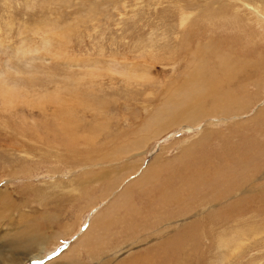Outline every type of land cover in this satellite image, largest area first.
<instances>
[{"label":"rangeland","instance_id":"rangeland-1","mask_svg":"<svg viewBox=\"0 0 264 264\" xmlns=\"http://www.w3.org/2000/svg\"><path fill=\"white\" fill-rule=\"evenodd\" d=\"M238 6L264 17V0H0V264H264V41L224 30ZM229 97L237 113H204Z\"/></svg>","mask_w":264,"mask_h":264},{"label":"bare ground","instance_id":"bare-ground-1","mask_svg":"<svg viewBox=\"0 0 264 264\" xmlns=\"http://www.w3.org/2000/svg\"><path fill=\"white\" fill-rule=\"evenodd\" d=\"M239 7V6H238ZM243 11L241 10V7H239V8H236L235 10H234V12L233 13H231V15H229V14H226L225 12H222V16H221V18L220 19H222V21L221 22H223V28H224V30H225V27H227L228 26V24H230L231 25V29H241V31L242 32H244V34H246V37L245 38H248L247 39V43H256L257 41H264V17H261V16H256L257 18H250V17H246V14L243 12ZM245 18H244V17ZM227 29V28H226ZM247 29H249V30H247ZM226 31H228V29L226 30ZM236 31V30H235ZM225 32V31H224ZM237 32V31H236ZM241 33V32H240ZM237 34V33H236ZM244 59V58H243ZM253 58L252 57H248L245 61L247 62V63H250L249 61H251ZM258 60H259V58H258ZM264 63V58L263 59H260V62L258 63V65L260 66V67H263L262 66V64ZM245 69H246V67H245ZM244 69V70H245ZM245 72L247 73V75L249 74L248 73V70H245L244 71V74H245ZM246 75V74H245ZM247 77H250V75L249 76H247ZM250 79V78H249ZM248 80V79H247ZM248 82V81H247ZM246 83V81H244V83H243V85ZM187 84V83H186ZM247 84V83H246ZM195 86V85H194ZM244 86H246V85H244ZM2 87V86H1ZM5 87V86H4ZM216 87V86H215ZM191 88V87H190ZM200 88V87H199ZM1 89H3V88H1ZM178 89V88H177ZM180 89V88H179ZM184 89V88H183ZM213 89V88H212ZM211 89V90H212ZM191 90H192V88H191ZM190 90V91H191ZM207 90V89H206ZM208 90H210L209 88H208ZM182 91V90H181ZM13 92H14V90H13V88H11V87H7L6 89H3L2 91H1V93H3V94H1V97H2V100H3V102H4V104H9L8 102V100H10L11 98L10 97H12V95H13ZM219 92V91H218ZM217 92V93H218ZM183 93H186V92H184V90H183ZM194 93V92H193ZM192 93V94H193ZM209 93V92H208ZM212 93H214V92H210V94H212ZM181 94V93H180ZM195 94V93H194ZM213 96H214V94H212ZM232 95V94H231ZM207 96V95H206ZM174 97V96H173ZM209 97H211V96H209ZM191 98V97H190ZM212 99L214 98V97H211ZM234 98V97H233ZM233 98H228L227 99V101L226 102H217V103H215L214 105H212L211 104V106L209 107V108H207V109H204L203 108V111H204V113L206 112L208 115L209 114H217V112L219 111V110H222V111H225L226 112V114L227 113H237L236 111H237V109L234 107V100L235 99H233ZM181 99V98H180ZM192 99H194V101H195V103H196V105H203L202 104V102L203 101H201L200 99H198V98H191L190 100H192ZM208 99V98H207ZM166 100H167V98H166ZM215 100V99H214ZM168 101V100H167ZM166 101V102H167ZM183 101V100H182ZM170 102V101H169ZM238 102V101H237ZM183 104V103H182ZM186 104V103H185ZM238 104H239V102H238ZM12 105V104H11ZM224 105H226L225 107H223ZM177 106V105H176ZM181 107V106H180ZM180 107L179 108H171V109H168V111L169 112H171V114L172 115H175V114H177L178 113V110L180 109ZM163 108V107H162ZM167 108V107H166ZM168 108H170V107H168ZM235 108V109H234ZM239 109V108H238ZM165 110V109H164ZM183 110H184V108H183ZM186 110V109H185ZM165 112V111H164ZM194 112V111H193ZM192 112V113H193ZM196 112V111H195ZM242 112V110H240L239 111V113H241ZM157 113H159V112H157ZM188 113V111L186 112V114ZM186 114H184L185 115V117L184 116H182V118H184V120H189V119H191V117H189L188 115H186ZM189 114H191V113H189ZM193 114H195V113H193ZM206 114V115H207ZM222 114V113H221ZM170 115V114H169ZM192 115V114H191ZM201 114H196V115H193V118L192 119H197L198 118V116H200ZM262 115H264V109H261L255 116H257V117H263ZM163 116V115H162ZM165 117V116H164ZM166 118V117H165ZM167 118H168V115H167ZM161 119H163V118H161ZM262 119V118H261ZM159 120V119H158ZM170 120H172V119H170ZM253 120V119H252ZM163 122V121H162ZM214 123V122H213ZM148 124V123H147ZM162 124V123H161ZM159 125V124H158ZM264 127V126H263ZM161 129V128H160ZM148 132V131H147ZM160 132V131H159ZM151 133H153V131L151 132ZM157 133V132H156ZM155 133V134H156ZM154 134V133H153ZM154 134V135H155ZM160 134H161V132H160ZM153 135V136H154ZM138 136H139V134H138ZM152 136V135H151ZM150 137V136H149ZM27 138V137H26ZM29 139V138H28ZM149 139V138H148ZM55 142V141H54ZM134 142V141H133ZM140 142V141H139ZM141 142H143V143H146V142H144V140H143V138H142V140H141ZM133 144V143H132ZM135 144V143H134ZM139 144V143H138ZM60 146V145H59ZM52 147V146H51ZM124 147V146H123ZM59 153V152H58ZM68 162V161H67ZM82 164V163H81ZM79 165V164H78ZM83 165V164H82ZM70 170V169H69ZM85 170V169H84ZM101 182V181H100ZM56 184V183H55ZM73 184V183H72ZM79 184V183H78ZM80 184H82V183H80ZM141 187L143 188L144 186H142V180H140V181H136L134 184H133V186L132 187H127V188H124L121 192H120V194H119V196H117V199L116 200H114L113 202H112V204H111V206L109 207V209L110 210H112V209H115V208H124L125 209V202L127 201V200H130V194H131V192H132V190L134 189V188H136V190H140L141 189ZM65 188V187H64ZM90 188V187H89ZM66 189V188H65ZM255 189V188H254ZM77 190H76V188H70L67 192H72V193H74V192H76ZM179 191V190H178ZM253 191H255V190H253ZM175 192V191H174ZM247 192V191H246ZM115 193V192H114ZM251 193V192H250ZM172 194V193H171ZM180 194V193H179ZM169 195V194H168ZM178 195V194H177ZM181 195V194H180ZM136 197V196H135ZM147 197H150V199L153 201V204H152V207L154 206L155 207V210L157 211V212H154V213H152V214H150V212L149 213H147V216H150V217H154V214H156V213H158V214H164V213H166V209L164 208V207H166V205H162V203L160 204V205H156V203H155V200L154 199H152V195L150 194V196H148L147 195ZM132 198V197H131ZM164 197H162V199H163ZM133 199H136V198H133ZM149 198H147V200H148ZM132 202H135L136 200H131ZM136 202H139L138 200L136 201ZM143 203V202H142ZM151 203V202H150ZM157 206H159V207H157ZM163 206V207H162ZM148 207V206H147ZM152 207H148V208H150V209H148V210H151L152 209ZM161 207V210L159 209ZM136 208V207H135ZM157 209H159V210H157ZM186 209V208H185ZM109 210V211H110ZM130 210V209H129ZM113 211V210H112ZM125 211V210H124ZM140 211V210H139ZM179 211H182V209L181 210H179ZM116 214V213H115ZM144 215V214H143ZM165 215V214H164ZM158 216H160V215H158ZM106 219V218H105ZM105 219H103L102 220V218H98V216H96L94 219H93V221H92V223L90 224V226H88V228H87V230H86V232H84V235L82 236V238H81V240H80V238H79V240L82 242V240L84 239V247H86L87 249H89V247H90V245L92 244L91 243V241L92 240H94L96 237H97V234H98V232H100L103 228H104V220ZM155 219V218H154ZM157 219V218H156ZM118 220V219H117ZM170 220V219H169ZM125 221H127V220H125ZM143 221V220H142ZM142 221H139V222H142ZM123 223H124V221H122ZM128 222V221H127ZM145 222H149V221H145ZM161 221H159L158 223H160ZM119 223H121V222H119ZM122 223V224H123ZM129 224V223H128ZM135 225V222H134V224H133V226ZM165 225V224H164ZM171 225H174L173 224V222L171 221V222H168V227H170ZM124 227V226H123ZM167 227V228H168ZM125 228V227H124ZM166 228V229H167ZM156 230H158V228H156ZM123 231V230H122ZM124 234V233H123ZM78 240V241H79ZM138 241L139 242H141L142 240H140V238L138 239ZM80 242V243H81ZM134 243V241L131 243V244H133ZM121 250L122 248L121 247H118V249H116V250H114V253L115 252H117V250ZM123 252V251H122ZM139 259V256L137 257V259L135 260V261H132L133 263L132 264H136V262H137V264H141V262H142V260H138ZM16 259L15 258H10L9 259V261H15ZM22 261H18V260H16L15 262H14V264H20Z\"/></svg>","mask_w":264,"mask_h":264}]
</instances>
